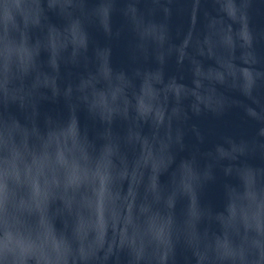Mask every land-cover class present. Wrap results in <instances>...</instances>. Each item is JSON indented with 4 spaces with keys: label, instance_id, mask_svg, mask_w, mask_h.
Here are the masks:
<instances>
[{
    "label": "water",
    "instance_id": "95a60500",
    "mask_svg": "<svg viewBox=\"0 0 264 264\" xmlns=\"http://www.w3.org/2000/svg\"><path fill=\"white\" fill-rule=\"evenodd\" d=\"M0 264H264V0H0Z\"/></svg>",
    "mask_w": 264,
    "mask_h": 264
}]
</instances>
